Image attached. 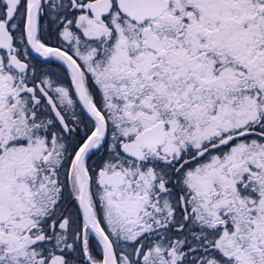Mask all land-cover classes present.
I'll return each instance as SVG.
<instances>
[{
  "label": "snow or ice",
  "instance_id": "obj_1",
  "mask_svg": "<svg viewBox=\"0 0 264 264\" xmlns=\"http://www.w3.org/2000/svg\"><path fill=\"white\" fill-rule=\"evenodd\" d=\"M0 264H264V0H0Z\"/></svg>",
  "mask_w": 264,
  "mask_h": 264
}]
</instances>
